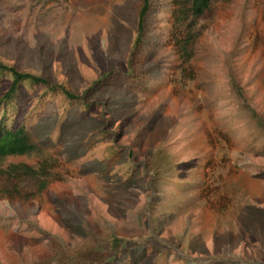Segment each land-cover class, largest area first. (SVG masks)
<instances>
[{
  "label": "rangeland",
  "instance_id": "obj_1",
  "mask_svg": "<svg viewBox=\"0 0 264 264\" xmlns=\"http://www.w3.org/2000/svg\"><path fill=\"white\" fill-rule=\"evenodd\" d=\"M140 3L0 0V61L79 95L25 83L16 97L56 166L43 194L0 198V264H264V0L214 4L192 77L167 0L139 42Z\"/></svg>",
  "mask_w": 264,
  "mask_h": 264
},
{
  "label": "trees",
  "instance_id": "obj_2",
  "mask_svg": "<svg viewBox=\"0 0 264 264\" xmlns=\"http://www.w3.org/2000/svg\"><path fill=\"white\" fill-rule=\"evenodd\" d=\"M217 1L229 0H167L171 16L167 32L170 44L179 60L176 66L180 77L193 76L190 61L194 55L195 41L204 28L200 21L212 13L213 6ZM150 7L151 0H141L137 18V39L139 42L144 29V18ZM5 73L11 76V81L0 95V198L7 197L27 202L33 197L43 194L49 181L54 178L52 169L56 166V158L53 155L45 154L41 144L32 138L26 120L15 122L16 97L25 83L42 85L47 88L44 90L46 95L62 92L71 103L77 100L79 95L71 93L62 85H49L48 81L40 75L19 71L0 61V74ZM132 79L136 81L141 79V76L134 73ZM130 81L131 79H127V83ZM140 83L142 84V79ZM112 152L116 153L115 149ZM22 154H36L40 156V159L35 165L18 161L2 166V161L6 156ZM29 182L33 184L34 188H30ZM215 188L209 187V185L205 186V189L200 190L201 196L210 201L211 196L215 194ZM221 196L222 194L219 193L218 197ZM220 202L223 203V200Z\"/></svg>",
  "mask_w": 264,
  "mask_h": 264
}]
</instances>
